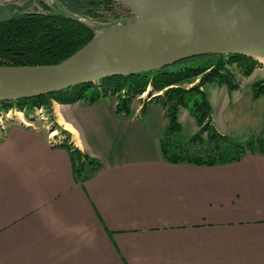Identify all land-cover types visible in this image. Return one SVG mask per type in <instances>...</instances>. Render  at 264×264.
<instances>
[{
  "label": "crops",
  "instance_id": "1",
  "mask_svg": "<svg viewBox=\"0 0 264 264\" xmlns=\"http://www.w3.org/2000/svg\"><path fill=\"white\" fill-rule=\"evenodd\" d=\"M104 99L51 107L54 140L100 165L83 184L49 125L0 128V264H264V156L168 164L161 105Z\"/></svg>",
  "mask_w": 264,
  "mask_h": 264
},
{
  "label": "trees",
  "instance_id": "2",
  "mask_svg": "<svg viewBox=\"0 0 264 264\" xmlns=\"http://www.w3.org/2000/svg\"><path fill=\"white\" fill-rule=\"evenodd\" d=\"M264 1V0H262ZM60 6L75 19L61 12L30 13L26 4L14 13L13 18L0 25V67H32L57 65L85 46L95 35V28L77 17L99 18L109 11L115 0H57ZM99 16V17H98ZM131 18V17H129ZM129 18L113 22L123 24ZM112 24V23H110ZM196 60H208L206 66L191 67ZM260 63L244 56H206L182 61L174 66L150 73L128 77H114L95 84H85L55 94L37 98L0 103V112L17 111L27 114L35 108L50 111L52 103L73 105L81 102L92 105L107 96L115 97L114 113L127 117L131 101L149 87L158 94L153 98L164 110L166 125L159 141V152L164 162L198 167L222 166L239 162L247 155L264 156V133L243 143L218 134L212 122V106L202 88L207 84L225 87L227 93L239 90L237 74L249 78L259 69ZM198 79V83L185 90ZM252 99L264 96V79L251 85ZM188 110L197 130L185 142L178 134L179 109ZM30 113V114H31ZM26 116V115H25ZM27 117V116H26ZM69 152L73 178L83 184L100 165L81 154L67 143L58 145ZM57 146V147H58Z\"/></svg>",
  "mask_w": 264,
  "mask_h": 264
},
{
  "label": "water",
  "instance_id": "3",
  "mask_svg": "<svg viewBox=\"0 0 264 264\" xmlns=\"http://www.w3.org/2000/svg\"><path fill=\"white\" fill-rule=\"evenodd\" d=\"M0 25L13 5L1 6ZM133 17L95 35L52 66L0 67V103L37 98L114 77L150 73L206 56H244L264 64L262 0H115ZM75 19L67 12L60 11ZM140 16L144 25L128 30ZM91 28L94 26L89 25Z\"/></svg>",
  "mask_w": 264,
  "mask_h": 264
},
{
  "label": "rangeland",
  "instance_id": "4",
  "mask_svg": "<svg viewBox=\"0 0 264 264\" xmlns=\"http://www.w3.org/2000/svg\"><path fill=\"white\" fill-rule=\"evenodd\" d=\"M27 1L28 0H6L1 6L13 5L14 8L19 7L21 9ZM108 8L109 11L100 15V17L98 16L99 18L94 17L90 19L80 16L77 18L87 25H93L95 28L94 35H99L105 29L116 26V23L113 24L115 20L133 17V14L118 2L110 4ZM26 9V12L30 13H57L58 11L64 10L57 0H32V3H30ZM207 64H209L208 60H196L188 65L191 67H198L206 66ZM260 66L261 67L257 69L256 72H253L249 78H243L237 74L236 80L239 84V90L236 92L229 94L224 87H222V90L217 91L218 88L212 84H207L203 88V92L208 97L212 106V122L216 132L232 139L236 143H243L250 138H256L264 133V96L257 100H253L251 87L253 83L264 79V64L260 63ZM197 83L198 79L194 80L193 83L189 85H182L181 88L188 90ZM156 96H158V94L152 92V88L149 87L142 95L136 96L131 101V104L133 103L135 107L139 104L142 109L140 108L137 110L140 111L143 110L144 107L148 108L149 103H151ZM99 102L103 106L108 107L111 101L109 99H103ZM113 103H116V101L114 100ZM30 113L31 112L25 114L28 119V122L25 120L28 124L26 126L29 127L34 124L35 127L39 126L40 128L42 125L46 127L49 125L48 129L46 128V138L47 140H49V138L54 140L57 136L50 137L52 134L51 132L54 133L53 130L55 128L60 129L56 123L57 118H59L57 110L50 109V111H46L41 108H35L34 111ZM17 115L18 114H9L8 117L2 120L0 128L3 131L6 128V121L4 120H7V122L16 121L25 125ZM21 115L24 120V115L22 113ZM178 115L181 132L177 137L180 142H185L193 135L197 128L187 109H179ZM48 132L50 133L48 134ZM75 149L80 152L77 148Z\"/></svg>",
  "mask_w": 264,
  "mask_h": 264
},
{
  "label": "bare ground",
  "instance_id": "5",
  "mask_svg": "<svg viewBox=\"0 0 264 264\" xmlns=\"http://www.w3.org/2000/svg\"><path fill=\"white\" fill-rule=\"evenodd\" d=\"M143 25H144V20L140 16H137L131 21V23H130V25L128 27V30H139ZM17 116L19 118H21V121L24 123V120L22 119L21 113H19ZM24 124L28 125L27 123H24ZM51 133L52 134L50 135V137L57 135V134H55V132L54 133L51 132Z\"/></svg>",
  "mask_w": 264,
  "mask_h": 264
},
{
  "label": "built area",
  "instance_id": "6",
  "mask_svg": "<svg viewBox=\"0 0 264 264\" xmlns=\"http://www.w3.org/2000/svg\"><path fill=\"white\" fill-rule=\"evenodd\" d=\"M9 114H19V112H17V111L0 112V124H1V122H2V120H3L4 118H6V117L9 116ZM4 121L7 122V120H4ZM48 144H49L50 147H55V146H57L58 142H56L55 140H51V139L49 138V140H48Z\"/></svg>",
  "mask_w": 264,
  "mask_h": 264
}]
</instances>
